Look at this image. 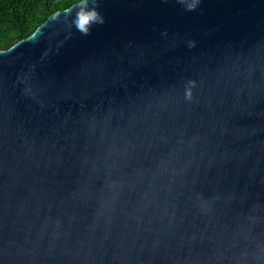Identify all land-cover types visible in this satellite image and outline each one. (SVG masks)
<instances>
[{
	"label": "water",
	"instance_id": "water-1",
	"mask_svg": "<svg viewBox=\"0 0 264 264\" xmlns=\"http://www.w3.org/2000/svg\"><path fill=\"white\" fill-rule=\"evenodd\" d=\"M193 2L0 50V264H264V0Z\"/></svg>",
	"mask_w": 264,
	"mask_h": 264
},
{
	"label": "trees",
	"instance_id": "trees-1",
	"mask_svg": "<svg viewBox=\"0 0 264 264\" xmlns=\"http://www.w3.org/2000/svg\"><path fill=\"white\" fill-rule=\"evenodd\" d=\"M79 0H0V50L29 36L51 13Z\"/></svg>",
	"mask_w": 264,
	"mask_h": 264
},
{
	"label": "clouds",
	"instance_id": "clouds-1",
	"mask_svg": "<svg viewBox=\"0 0 264 264\" xmlns=\"http://www.w3.org/2000/svg\"><path fill=\"white\" fill-rule=\"evenodd\" d=\"M183 2V0H181ZM196 2L188 4V10H194ZM103 16L95 9L89 6V0H79V7L76 14V25L78 30L87 34V31L94 24H103Z\"/></svg>",
	"mask_w": 264,
	"mask_h": 264
}]
</instances>
